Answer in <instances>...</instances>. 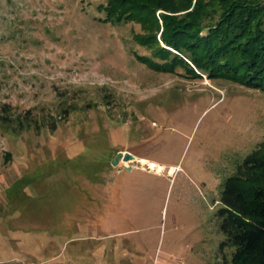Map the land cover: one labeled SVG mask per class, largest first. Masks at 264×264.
Returning a JSON list of instances; mask_svg holds the SVG:
<instances>
[{
	"label": "rangeland",
	"instance_id": "obj_1",
	"mask_svg": "<svg viewBox=\"0 0 264 264\" xmlns=\"http://www.w3.org/2000/svg\"><path fill=\"white\" fill-rule=\"evenodd\" d=\"M105 1L0 0V114L39 124L0 118V264H223L220 189L264 138V90L149 68Z\"/></svg>",
	"mask_w": 264,
	"mask_h": 264
},
{
	"label": "trees",
	"instance_id": "obj_2",
	"mask_svg": "<svg viewBox=\"0 0 264 264\" xmlns=\"http://www.w3.org/2000/svg\"><path fill=\"white\" fill-rule=\"evenodd\" d=\"M97 10L102 21L138 24L132 38L148 53L135 57L153 70L264 90V0H106ZM2 111L14 130L39 126L29 110ZM219 202L221 245L233 248L223 264H264V138L224 178Z\"/></svg>",
	"mask_w": 264,
	"mask_h": 264
},
{
	"label": "bare ground",
	"instance_id": "obj_3",
	"mask_svg": "<svg viewBox=\"0 0 264 264\" xmlns=\"http://www.w3.org/2000/svg\"><path fill=\"white\" fill-rule=\"evenodd\" d=\"M138 160L144 164H147V168H150L156 172H161L165 168L168 174H174L176 170V167L173 164H169L167 167H164L163 164L156 162L154 160H151V159L141 157V158H138Z\"/></svg>",
	"mask_w": 264,
	"mask_h": 264
},
{
	"label": "water",
	"instance_id": "obj_4",
	"mask_svg": "<svg viewBox=\"0 0 264 264\" xmlns=\"http://www.w3.org/2000/svg\"><path fill=\"white\" fill-rule=\"evenodd\" d=\"M120 158H122L123 160H131L134 159V155L129 151L118 150L116 154L112 157L111 163L116 164L120 160ZM126 167L129 168L130 166H126Z\"/></svg>",
	"mask_w": 264,
	"mask_h": 264
}]
</instances>
